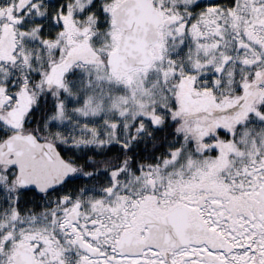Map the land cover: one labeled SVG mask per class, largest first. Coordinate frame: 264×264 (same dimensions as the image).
Returning a JSON list of instances; mask_svg holds the SVG:
<instances>
[{"label": "snow or ice", "instance_id": "6c2138e0", "mask_svg": "<svg viewBox=\"0 0 264 264\" xmlns=\"http://www.w3.org/2000/svg\"><path fill=\"white\" fill-rule=\"evenodd\" d=\"M0 264H264V0H0Z\"/></svg>", "mask_w": 264, "mask_h": 264}]
</instances>
